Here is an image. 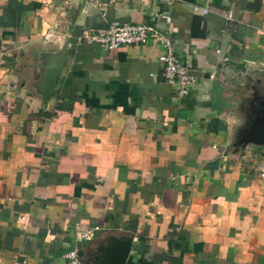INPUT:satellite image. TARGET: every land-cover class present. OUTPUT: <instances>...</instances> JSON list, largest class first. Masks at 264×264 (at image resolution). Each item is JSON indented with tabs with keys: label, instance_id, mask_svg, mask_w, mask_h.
Masks as SVG:
<instances>
[{
	"label": "crops",
	"instance_id": "crops-1",
	"mask_svg": "<svg viewBox=\"0 0 264 264\" xmlns=\"http://www.w3.org/2000/svg\"><path fill=\"white\" fill-rule=\"evenodd\" d=\"M86 5L0 0V264L85 262L112 236H132L126 264H264V145L238 143L264 102V0ZM121 23L172 30L185 94L157 41L81 38Z\"/></svg>",
	"mask_w": 264,
	"mask_h": 264
},
{
	"label": "built area",
	"instance_id": "built-area-1",
	"mask_svg": "<svg viewBox=\"0 0 264 264\" xmlns=\"http://www.w3.org/2000/svg\"><path fill=\"white\" fill-rule=\"evenodd\" d=\"M105 0H86V12L88 7H96ZM195 12L205 14V6L193 5ZM231 18V13H228ZM172 30L157 27L145 23H121L111 24L104 30L86 28L81 33V38L87 43L98 44L103 49L114 50L121 45L139 46L153 39L159 43V53L157 59L162 64V76L164 81L174 86L180 94H185L188 87L195 82V76L190 70L187 63L181 60L175 53L174 40L171 36ZM259 175L264 178V163L260 164ZM85 237L90 238L89 234ZM64 264H85L78 255L77 249L69 250L64 254Z\"/></svg>",
	"mask_w": 264,
	"mask_h": 264
},
{
	"label": "water",
	"instance_id": "water-1",
	"mask_svg": "<svg viewBox=\"0 0 264 264\" xmlns=\"http://www.w3.org/2000/svg\"><path fill=\"white\" fill-rule=\"evenodd\" d=\"M49 59V58H48ZM66 59V43L53 55L52 59L48 61L46 72L43 75V84L46 85V89L51 92L55 87ZM47 79V82L45 81ZM42 80V79H41ZM44 85V87H45ZM260 107L257 109V115L250 122L244 134L238 139V143L246 145L252 143L255 145H264V102L260 103ZM109 244L107 246L102 245L99 247L98 255H92L91 260L85 261V264H126L130 253L132 236L131 237H110L108 239ZM79 256L83 255V252H78Z\"/></svg>",
	"mask_w": 264,
	"mask_h": 264
}]
</instances>
